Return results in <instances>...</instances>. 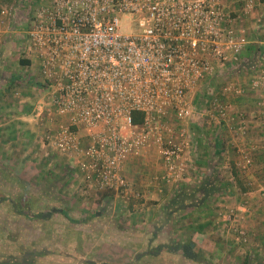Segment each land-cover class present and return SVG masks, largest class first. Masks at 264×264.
Instances as JSON below:
<instances>
[{
    "label": "built area",
    "instance_id": "2783aa9c",
    "mask_svg": "<svg viewBox=\"0 0 264 264\" xmlns=\"http://www.w3.org/2000/svg\"><path fill=\"white\" fill-rule=\"evenodd\" d=\"M254 4L245 0L243 11ZM123 19L140 28L124 31ZM247 42L225 0L38 1L22 47L39 72L34 114L39 125L50 123L43 144L75 157L84 177L116 194L129 188L125 158L147 146L162 160L160 179L180 181L193 164L190 96L232 66ZM258 87L263 74L252 81ZM230 89L224 84L204 112L226 118L230 105L219 94Z\"/></svg>",
    "mask_w": 264,
    "mask_h": 264
},
{
    "label": "crops",
    "instance_id": "0c3cea01",
    "mask_svg": "<svg viewBox=\"0 0 264 264\" xmlns=\"http://www.w3.org/2000/svg\"><path fill=\"white\" fill-rule=\"evenodd\" d=\"M31 1L32 0H13L9 10L15 11L14 13L23 11V19H26L25 24H27L32 14L33 5L30 6ZM243 3L244 0H227V9L231 16L234 17V28L240 33H245L248 42L235 61V65L237 62V65L240 64V67L243 68L238 72L234 71L233 76L230 78L231 89L228 95H226L230 105L227 111V117L217 120L213 123L215 125H212L211 129H215L217 133L219 130L228 131L231 136L228 140L229 142L232 140L236 144L238 142V144L241 143L242 145L251 146V148H258L256 157L258 160H261L262 157H264V89L252 88V81L254 75L262 73L264 75V71L259 74H253L254 71L251 66L254 67V65L258 63L259 66L263 68L261 70H264V0H254V8L250 10L248 14L243 12ZM16 15H18V13H16ZM3 17L6 16L0 11V23L3 21ZM7 18L8 17H6V21L4 22L10 24V27L2 28L0 26V77L2 72L5 77H8L5 78L6 82L8 81V84L13 85L16 82L26 80L27 74H25V72H28L27 70L33 64H31L32 62L27 58H23L28 60V62L24 63H22L20 59L18 61L16 60L13 65L14 68L21 71V73L23 72L19 74L16 73L17 70H11L13 67L7 63V57L9 58L10 56L4 54L5 48L8 49L9 47H3L5 44V37L9 36L11 42L13 40L15 41L12 34L17 28L14 23L16 17L13 16L10 21ZM252 56L256 57L253 59ZM27 76H29V74ZM237 90L238 93L236 92ZM0 93H2L1 90ZM5 94L7 95V93ZM6 97L10 96L8 95ZM20 102L22 101L17 102V106L14 102L10 105L8 104L2 107L4 109H1L0 106L1 110H5L4 112H7V114L10 113L9 116L11 113L17 116L23 115V118H20L23 121H3V124H1L2 127L0 128V144L5 147L17 146L14 148L16 151L14 152V150H12L14 153H10V155L13 158H21L20 161L23 162V171L25 170L28 173L34 171L36 174L35 177L39 178V180L41 179L40 181L52 180L57 183L58 192H61L60 194L64 199L59 198L58 202L54 201L51 208L52 210L60 211V213L57 214H61L62 217L57 218V221L63 226H67V230L64 231L65 233H62L63 235L60 233L59 236L62 235L61 237L63 239L66 237L69 240H74V238H76L78 242L80 240H82V242H91L92 239L90 235H93L94 231L90 230L89 234V230L86 226L93 222H99L102 224L101 227L103 226V228L100 227L98 230L101 233V241L107 245L111 244V247H113V241L118 243L120 240L122 242L142 243L146 241L147 234L149 233L154 234V236H152L153 241H158L160 233V230H158L160 224L158 222L162 218L160 213L165 210L168 204L167 200L172 197V193H175L177 188H180V185L177 184L178 181L164 182L160 179L162 160L154 147H144L140 151L130 154L125 158L123 163V174L129 182L127 192L116 194L106 189H100L80 173L79 166L77 162H75V157L58 154L53 148L43 144L45 141L44 131L50 123L46 124V126L39 125L36 119H34L35 114H30L35 110L34 104L29 107ZM1 104L2 102L0 101V105ZM31 115L34 121H30L32 119ZM191 123L192 122H190L189 126L195 131L196 126L193 127ZM198 128L196 129L199 130L200 137L199 135H194V131L192 132V146L189 150L191 160L193 161L192 168L190 173H185L184 175L186 181L193 180V183L205 176L199 177L204 170L205 173L208 172V170L210 172L209 168L211 165L212 169L214 168L215 164H212L213 158H215V155L218 156L223 148L222 144L224 145L223 142L219 140L216 141L215 139L210 143V149L208 150L206 139H204V135L200 132L204 129L200 130ZM242 128L247 131L245 136H239L237 133L233 132L234 130ZM80 134L83 141L82 144H84L86 141L85 132L81 131ZM260 134L262 135L260 136ZM239 137L241 138L239 139ZM196 151H198V153H196ZM195 171L196 173H194ZM262 174L263 173H261V175ZM257 185L258 187L260 186L259 189ZM258 190H264V178L259 182L257 181L255 189L242 193H234L233 195L230 192L231 195L227 197H234V201L229 202V204L226 202V199H224V201L222 197H215L211 203L189 210L187 214L183 215L187 216L185 220H190L187 227L189 226L188 231H190V237L194 240L188 241L189 246L194 247L198 245L201 250L210 252L211 254L213 252L215 254L214 256L222 258L221 248L224 249L222 246L223 243L227 242V234L226 236L222 234L221 237L223 239L221 238L220 241L218 238H215V235H213L211 231L213 226H210L209 223H205V220L210 217V214H212L213 217L215 215L214 212H211L213 204L220 206L216 213L218 218L219 215H221L219 221L222 220L219 224V231L221 230L220 227L228 223V221L226 222L227 217H225V215L223 216L221 212L225 210V207L227 209L232 208L235 210V213L241 217V224H243L250 233L256 231L255 236H259V238L264 241V230H261L263 229L262 225H264V199L260 197ZM243 199H246V201L243 202ZM43 204L45 203L42 201L36 202L35 207L37 209H42ZM70 209H79L83 212L84 216H91L92 219L86 220L85 217H82V221L81 219H76L73 217ZM63 211L67 216L63 215ZM252 212H255L254 214L258 213L260 216L257 224L258 229L256 228L260 231L253 228L251 218ZM216 215L215 217H217ZM48 218L49 215L46 214V217L39 216V218H35L34 220L48 221ZM26 220L27 219H23L24 224ZM65 220L69 224L65 225ZM215 220L217 222V218ZM233 220L237 221L236 218ZM77 226H79L78 228L80 229H78ZM134 226H136V228L138 226L141 227L139 231H133L132 227ZM164 228H166V226ZM182 230L184 231L185 228L182 227ZM213 237L215 238L214 241H218V245L213 241ZM228 238L230 237L228 236ZM152 240L151 243H153ZM148 243H150V239Z\"/></svg>",
    "mask_w": 264,
    "mask_h": 264
},
{
    "label": "rangeland",
    "instance_id": "374dc122",
    "mask_svg": "<svg viewBox=\"0 0 264 264\" xmlns=\"http://www.w3.org/2000/svg\"><path fill=\"white\" fill-rule=\"evenodd\" d=\"M12 1L13 0H0V11H2L3 15L8 17L7 19L9 21L13 16H15L16 18L14 23L17 27L14 32L15 34H12L13 39H15V41L13 40L14 42L10 41L9 36L5 37V44L3 47H9L8 49L5 48V53H3L10 56L9 58L7 57V63L13 67L11 70H17L16 73L22 74L23 72L21 73V71L14 68L13 65L16 60L18 61L19 59L24 58L22 41L23 26L26 19H23V11H17L16 13H18V15H16V13H14L15 11L9 10ZM36 3H38V0H32L30 2V6H34ZM225 4H227V0H225ZM243 12L248 14L249 11ZM6 17H3V21L0 23L2 28L10 27V24L4 22L6 21ZM121 25L122 29L128 32H134L136 29L140 28L138 25L127 23L124 19L122 20ZM242 34L246 36L245 33ZM255 57L256 56H252L253 59ZM31 64L33 65L29 67L27 70L28 72H25V74H29V76L26 75V80L16 82L13 85L1 82V109H4L2 107H5L8 104L10 105L13 102L17 106V102L19 101H22L20 103L30 107L33 106L35 103L34 101L40 98V78L38 68L35 63ZM256 64L257 65H254V67L251 66L254 71L253 74L262 73L264 70L261 69L263 68L259 66L258 63ZM241 68L243 67H240V64L237 65V62L236 65L235 63L232 66L227 65L221 70L216 79L209 81V86L206 89L200 91L198 90L190 96L195 109L194 116L190 122H192L191 124L193 127H199L198 129L200 130L204 129L200 132H202L204 139H206L208 150L210 149V143L215 139L216 141L219 140L223 142L224 145L222 144L223 148L221 149V152H219L218 156L215 155V158H213L212 164H215L214 168L212 169V165L210 164V172L208 170L209 173H205L204 170V174L202 173L199 176L202 177L205 175L203 178L195 181L194 183L192 182L193 180L186 181L183 178L178 181L177 184L180 185V188L187 185L188 188L194 189L197 185L203 183V181L208 180L211 185L213 183L215 190L212 191L209 196H206L204 200L201 196L202 193L197 192L194 194L191 204L188 205L187 208L176 211L173 210L174 212L172 211L170 216L165 217V210L160 213L162 218L158 222L160 224V226H158V230H160L158 241H153L152 236H154V234L149 233L147 234L146 241L142 243L122 242L120 240L118 243L113 241V247H111V244L107 245L101 241V233L98 230L102 224L99 222H93L91 224H87L86 226L89 230V234L90 230L94 231L93 235H90V238L92 239L91 242H82V240L78 242L76 241V238H74V240H69L64 237L63 239L61 236L65 233L64 231L67 230V226H63L58 223L59 221H57V218L62 217L61 214H57L60 213V211H55L51 208L54 201L58 202L59 198L64 199L60 194L61 192H58L57 183L52 180L40 181L41 179L39 180V178L35 177L36 174L34 171L32 173H28L25 170L23 171V162L20 161L21 158H13L10 155V153H14L16 151L14 148L17 146L5 147L0 144V246L2 245L8 247L4 242V240L9 236L8 233L15 235L14 237H10L7 241L8 244L21 241L22 246H19V254L21 257L23 256V258L19 264H90L89 262H93L94 264H264V241H262L259 236H255L256 231H251L252 233H250V231H248L247 228L241 224V217L235 213L234 209H227L225 207V210L221 212L223 216L225 215V217H227L226 222L228 221L226 225L224 224L222 226L223 228L220 227L221 233L218 230L219 224L222 222V220H220L221 222L219 221L221 215H219V218L216 215L220 206L213 204L211 212H214L217 217L214 215V218L212 214H210V217L205 220V223H209L210 226H213L211 231L213 232V235H215L216 239L218 238L220 240L222 238V234L224 236L227 234V242L223 243V246L219 244L224 248H221L222 258L214 256L215 254L213 252L211 254L210 252L201 250L198 245L194 247L189 246L188 241L193 240L190 237V231H188L189 226L187 227L190 220H185L187 219V216H183L194 207L198 208L201 205L211 203L215 197H222L223 200L226 199V202L229 204V202L234 201V197H227L228 195H231L230 192L233 195L234 193H242L255 189L257 181L259 182L262 178H264V157H262L261 160L257 159L256 156L258 154V148H251V146L242 145L241 143L238 144V142L236 144L232 140L229 142L228 140L231 138L229 132L219 130L217 133L215 129L212 130L211 126L215 125L213 123L217 121V118L215 116L211 117L209 115L210 113L206 114L204 112L205 109L209 107L208 105L212 96L220 91V88L224 84L230 83V78L234 74L233 72H238ZM255 76L258 75H254V78ZM229 91L230 90L225 91V95L219 94L220 99L225 103L227 102V104H229V99L226 95H228ZM5 93H7V95ZM8 95L10 97H6ZM1 109L0 128L2 127L1 124H3V121H23L21 120L23 115H20V117L11 113L9 116L10 113L7 114V112H4L5 110ZM32 113L34 112H31L30 114ZM34 119H36V117H34ZM30 121H34L33 116ZM196 128L195 131L194 129L191 130L192 132L194 131V135H199V130ZM233 132L237 133L239 136H245V133H247L244 128L234 130ZM261 135L262 134H260V136ZM240 138L241 137H239V139ZM12 150H14V152ZM196 153H198V151H196ZM247 159L250 160L249 163L246 162ZM194 173H196V171ZM261 173L263 174L261 175ZM180 188H177V191ZM52 191L54 194H52ZM258 192L260 197L264 199V190H258ZM173 195L174 193H172L171 196ZM169 200L170 198L167 201ZM40 201L44 202L46 205L43 204L42 209H37L35 204ZM242 201L245 202L246 199H243ZM197 202H199V204H197ZM16 203L20 208L16 205ZM8 204L14 208L11 209ZM70 210L73 217L76 219H81V221L84 217L86 220L92 219L91 216H84L83 212L79 209ZM46 213L49 215L48 221L34 220L37 216ZM254 213L255 212H252L251 218L253 228L256 229L258 227L257 224L260 216L258 213ZM165 218L169 219L166 221ZM216 218L217 222L215 220ZM234 218H236L237 221H234ZM23 219H27L25 222L26 225L24 224V228L22 224H19L20 222L15 224L16 221L23 222ZM64 224L67 225L69 223L65 220ZM166 225L167 228H164ZM78 227L79 226H77V228ZM140 227L141 226H138L136 228V226H134L132 229L133 231H139ZM182 227L185 228L186 232L185 230H182ZM101 228H103V226ZM262 228L263 229L261 230H264V225H262ZM60 233L63 234L59 236ZM3 236L6 237L3 239ZM228 236L230 238H228ZM215 238L213 237V241ZM149 239L150 243H148ZM151 240L153 243H151ZM165 242H167L168 247H175L177 250L171 252L168 250L158 249V246ZM216 244L218 245V241ZM180 246H183V248H180ZM28 249H34L37 252L34 253V256H32L29 254Z\"/></svg>",
    "mask_w": 264,
    "mask_h": 264
},
{
    "label": "trees",
    "instance_id": "16d2710c",
    "mask_svg": "<svg viewBox=\"0 0 264 264\" xmlns=\"http://www.w3.org/2000/svg\"><path fill=\"white\" fill-rule=\"evenodd\" d=\"M20 60H21L22 63L28 62L27 59H20ZM2 76H4V75L1 72V77H0L1 78V82H4L5 83L6 82V79L5 78H8V77H5V76L2 77ZM142 118H143V115H142L141 112L134 111L132 113V119H133V122L134 123H140L142 121ZM214 190H215V187H214L213 183L211 185L208 180L207 181H203V183H201L200 185H197L194 189L188 188L187 185L182 186L178 191H176L174 193V195L167 202L168 203L167 204V207H165V217L166 216H170L172 214V211L173 210L176 211V210H182V209L187 208L188 205L191 204V201L193 199L194 194H196L197 192H201L202 193L201 196L203 197V200H204L205 197L206 196H209L211 194V192L214 191ZM52 193L54 194L53 191H52ZM199 202H197V204H199ZM8 205L11 207V209L14 208L10 204H8ZM16 205L19 207V205L17 203H16ZM62 213H63L64 216H67V214L64 211ZM46 214H44V215L41 214L39 216L40 217H42V216L43 217H46ZM39 216H37L36 218H39ZM23 217H24V215H23ZM168 219L165 218L166 221ZM18 220H20V219H18ZM18 223L19 224H22L23 225V228L25 227V225H24V223L22 221H16L15 222V224H18ZM166 228H167V225H166ZM23 234H24V230H23ZM8 235L9 236L4 240L5 245L8 246V247L2 246V245L0 246V249H1V251H0V264H19L20 261H21V259L23 258V256L21 257L20 254H19V252H20L19 246L20 247L22 246L21 245V241H16V243L8 244V241L7 240H9L10 237H12V236L14 237L15 236V235H11L10 233H8ZM4 237H6V236H3V239H4ZM17 242H19V243H17ZM180 248H183V246H180ZM158 249L168 250V251H171V252H174V251L177 250V248H175V247H168L167 246V242L161 243L158 246ZM30 250L28 249L29 254L32 255V256H34V253L37 252L34 249H30ZM40 253H41V251H40ZM89 263L90 264H94L93 262H89Z\"/></svg>",
    "mask_w": 264,
    "mask_h": 264
}]
</instances>
